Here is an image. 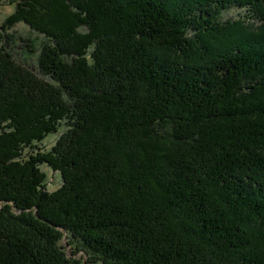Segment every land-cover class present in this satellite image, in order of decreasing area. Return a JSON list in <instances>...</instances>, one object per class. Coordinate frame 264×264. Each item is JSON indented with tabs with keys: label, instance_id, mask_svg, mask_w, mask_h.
I'll use <instances>...</instances> for the list:
<instances>
[{
	"label": "trees",
	"instance_id": "obj_1",
	"mask_svg": "<svg viewBox=\"0 0 264 264\" xmlns=\"http://www.w3.org/2000/svg\"><path fill=\"white\" fill-rule=\"evenodd\" d=\"M3 5L0 264H264V0Z\"/></svg>",
	"mask_w": 264,
	"mask_h": 264
},
{
	"label": "rangeland",
	"instance_id": "obj_2",
	"mask_svg": "<svg viewBox=\"0 0 264 264\" xmlns=\"http://www.w3.org/2000/svg\"><path fill=\"white\" fill-rule=\"evenodd\" d=\"M11 12H12V8L8 7L7 5H3L0 7V24L10 15ZM246 18H251L253 20L264 19L262 16L257 14L253 10V8H248V9L231 8V9H228L227 11L223 12V17H221V22H223V24L229 23L231 26L234 25L232 27L235 29V27H237V26L240 28L246 27V25L243 23V20H245ZM237 21H240L241 23L240 22L236 23ZM256 24L257 23L254 22L252 25L251 24L250 25L253 28H255V30L260 31V29H262V28H260L261 25H256ZM220 28L218 27L217 29L220 30ZM221 30H223V29H221ZM10 33H13V36L15 38L16 37H22L24 39L28 38L32 41L36 40L37 42H40L43 39L41 36H39L35 32H32L27 26H25L23 24L16 25V27L13 30H11ZM220 33H221V31L218 32V36ZM224 34H221L220 36L222 37V36H224ZM206 35L209 36V38L207 37L208 38V44L207 45H209V44L212 45L213 48L215 47L214 48L215 50H217L219 46L224 44L223 38H221L220 36H219V39L216 38L217 34H216V36H213L215 34H210V35L206 34ZM190 40H194V38H190ZM200 41H201V39H199L197 42H200ZM20 46H23L22 49L19 48ZM14 56L16 58H20V59H23L24 61H28V62H29L30 58H33L32 57L33 55L30 54L29 52H27V49L24 47L23 43H18L17 48L14 49ZM55 141H56V137H51V138H48L47 140H45L43 142V145L46 148V150H49L54 145ZM44 171L47 174V180H48L47 189L49 191H53V190L57 189L59 187V185L61 184L60 183L61 181L59 180V175H57L56 173H53L51 170L46 169V168L44 169ZM255 174L257 176L258 173H255ZM1 207H3V206L0 205V208ZM22 211L23 210L15 211L13 214L18 216L22 213ZM60 247L63 251L62 254H63L64 258L62 257V255L58 256V258L62 257L64 260H66V262H68V261L70 262L71 258H72L73 260L77 261V263H75V264H90V263L86 262V260H87L86 254L81 250L77 252V250H76L77 246H75L72 243H69L68 236L65 232H63V239L60 242ZM50 257L51 256H48V254H47V256L45 258L51 259ZM64 264H66V263H64Z\"/></svg>",
	"mask_w": 264,
	"mask_h": 264
},
{
	"label": "bare ground",
	"instance_id": "obj_3",
	"mask_svg": "<svg viewBox=\"0 0 264 264\" xmlns=\"http://www.w3.org/2000/svg\"><path fill=\"white\" fill-rule=\"evenodd\" d=\"M262 13V12H261Z\"/></svg>",
	"mask_w": 264,
	"mask_h": 264
}]
</instances>
